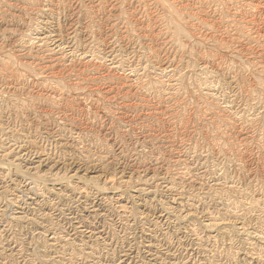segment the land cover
<instances>
[{"label": "rangeland", "instance_id": "374dc122", "mask_svg": "<svg viewBox=\"0 0 264 264\" xmlns=\"http://www.w3.org/2000/svg\"><path fill=\"white\" fill-rule=\"evenodd\" d=\"M0 264H264V0H0Z\"/></svg>", "mask_w": 264, "mask_h": 264}, {"label": "bare ground", "instance_id": "6f19581e", "mask_svg": "<svg viewBox=\"0 0 264 264\" xmlns=\"http://www.w3.org/2000/svg\"><path fill=\"white\" fill-rule=\"evenodd\" d=\"M76 223V222H75ZM78 225V224H77Z\"/></svg>", "mask_w": 264, "mask_h": 264}]
</instances>
